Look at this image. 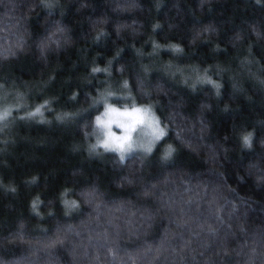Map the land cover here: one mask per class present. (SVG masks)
I'll return each mask as SVG.
<instances>
[{
    "label": "trees",
    "instance_id": "trees-1",
    "mask_svg": "<svg viewBox=\"0 0 264 264\" xmlns=\"http://www.w3.org/2000/svg\"><path fill=\"white\" fill-rule=\"evenodd\" d=\"M5 110L0 264H264V0H0Z\"/></svg>",
    "mask_w": 264,
    "mask_h": 264
},
{
    "label": "rangeland",
    "instance_id": "rangeland-1",
    "mask_svg": "<svg viewBox=\"0 0 264 264\" xmlns=\"http://www.w3.org/2000/svg\"><path fill=\"white\" fill-rule=\"evenodd\" d=\"M110 109L114 111H110ZM134 109H140L141 112L136 113L134 112ZM144 110H146L144 107L119 108L106 104L102 114L103 116L99 118L101 123H97L100 131L98 139L100 146L105 140H110L114 146L115 143L119 142L116 138L127 135L129 133L130 126L134 125V130L130 131L131 140L125 143L126 149L128 144H131L133 146V150L131 152H125V156L133 153L142 155L149 153L150 151L147 149L150 147L152 150L163 137L158 140L155 139L153 135V127H155V125L152 124V126H150L151 118H155V116L149 111V109H147L148 117H145L144 122L137 123V120L144 115ZM159 127L161 126L159 125ZM110 133L113 134L111 137L109 135ZM113 152H116L120 156L119 151Z\"/></svg>",
    "mask_w": 264,
    "mask_h": 264
},
{
    "label": "snow or ice",
    "instance_id": "snow-or-ice-1",
    "mask_svg": "<svg viewBox=\"0 0 264 264\" xmlns=\"http://www.w3.org/2000/svg\"><path fill=\"white\" fill-rule=\"evenodd\" d=\"M93 71H100V69H94ZM126 86V85H125ZM110 111H114V110H111ZM134 112L136 113H140L141 110L140 109H134ZM40 113V108H37L36 109V112L34 113H30V116H35L37 114ZM10 115V112L5 110V112H3L2 114H0V122H3L5 120H7V117ZM145 117H148V110H144V115L141 116L138 120H137V123H143L144 122V119ZM97 123L100 124L101 121L100 119L98 118L97 120ZM152 124L155 125V127H153V135L155 137V139H160L162 138L164 135H165V132H164V129L159 127V121L158 120H155L154 117L151 118V123H150V126H152ZM131 130H134V125L133 126H130L129 128V133L123 137H117L116 140L119 141L118 143H115V145L113 146V143L110 142V140H105L103 142V144L101 145L102 147H104V149L106 151H119L120 152V160L123 161L125 159V152H131L133 150V146L131 144H128V147L127 149L125 148V143H127L128 141L131 140V135H130V131ZM110 137L113 135V134H109ZM244 144L245 145H249L250 144V137L249 136H245L244 138ZM148 151H151V148L149 147L147 149ZM172 152V149L169 148V153L168 155H170Z\"/></svg>",
    "mask_w": 264,
    "mask_h": 264
}]
</instances>
